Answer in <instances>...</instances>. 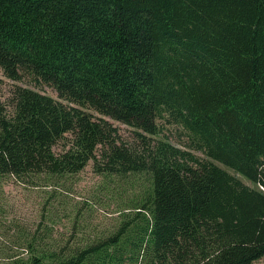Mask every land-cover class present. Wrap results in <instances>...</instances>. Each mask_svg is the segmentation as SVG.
<instances>
[{
	"label": "trees",
	"instance_id": "obj_1",
	"mask_svg": "<svg viewBox=\"0 0 264 264\" xmlns=\"http://www.w3.org/2000/svg\"><path fill=\"white\" fill-rule=\"evenodd\" d=\"M0 69L68 101L13 85L0 106V176L74 173L91 160L100 174L148 179L105 236L48 251L29 242L22 264L264 254V0H0ZM158 118L180 127L185 147L151 142Z\"/></svg>",
	"mask_w": 264,
	"mask_h": 264
},
{
	"label": "rangeland",
	"instance_id": "obj_2",
	"mask_svg": "<svg viewBox=\"0 0 264 264\" xmlns=\"http://www.w3.org/2000/svg\"><path fill=\"white\" fill-rule=\"evenodd\" d=\"M14 84L30 87L68 103L58 97L51 85L28 74L13 80L0 69L2 108H8L6 102ZM82 108L94 116L108 119L124 142L135 144L137 141L131 126L91 108ZM156 123L157 130L151 134V142L166 139L185 147V135L179 126L159 118ZM66 136L69 134L66 133ZM61 144L62 140H58L52 149L59 151ZM192 151L202 155L199 151ZM228 170L245 183L251 184L243 176ZM147 186L148 179L144 172H128L121 177L115 174L104 175L93 170L91 160L74 173L48 175L31 172L20 177L9 174L0 176V264H22L32 251L27 248L29 242H36L39 249L48 251L84 246L86 242L105 236L119 222L121 212L130 210L129 206L135 198L141 197ZM263 262L264 254L249 264ZM136 264L148 263L140 259Z\"/></svg>",
	"mask_w": 264,
	"mask_h": 264
}]
</instances>
